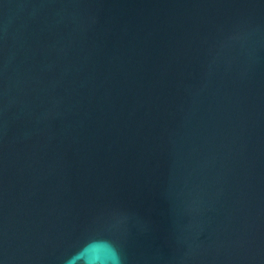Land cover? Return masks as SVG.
<instances>
[{"label": "water", "instance_id": "1", "mask_svg": "<svg viewBox=\"0 0 264 264\" xmlns=\"http://www.w3.org/2000/svg\"><path fill=\"white\" fill-rule=\"evenodd\" d=\"M264 264V0H0V264Z\"/></svg>", "mask_w": 264, "mask_h": 264}, {"label": "clouds", "instance_id": "2", "mask_svg": "<svg viewBox=\"0 0 264 264\" xmlns=\"http://www.w3.org/2000/svg\"><path fill=\"white\" fill-rule=\"evenodd\" d=\"M125 259L117 241L97 232L87 236L63 264H125Z\"/></svg>", "mask_w": 264, "mask_h": 264}]
</instances>
